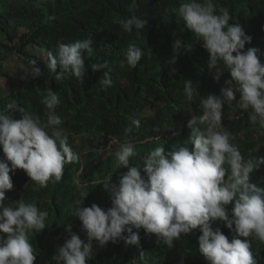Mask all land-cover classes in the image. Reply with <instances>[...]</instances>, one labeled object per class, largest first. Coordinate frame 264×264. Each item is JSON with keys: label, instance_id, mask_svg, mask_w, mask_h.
I'll return each instance as SVG.
<instances>
[{"label": "trees", "instance_id": "16d2710c", "mask_svg": "<svg viewBox=\"0 0 264 264\" xmlns=\"http://www.w3.org/2000/svg\"><path fill=\"white\" fill-rule=\"evenodd\" d=\"M185 2L187 0H0V77H7L6 62L10 56L18 57L29 69L24 82L5 87L6 91L0 88V110L15 100L46 124L48 110L41 104L36 89L50 88L57 92L61 102L56 113L62 118L59 127L67 134L69 146L79 157L64 166L59 182L49 181L46 187L31 181L22 169L9 173L13 188L5 193V205L23 200L35 203L48 214L45 228L29 235L36 254L34 264H56L52 257L69 238L65 231L69 225L73 233L86 241L81 222L73 215L79 201L80 207L92 204L102 209L111 207L110 193L101 183L109 176L112 182H118L119 176L127 171L117 167L114 154L118 149L113 150L112 139L131 142L135 155L130 157L129 164L141 168L146 155L156 147H163L165 152L177 146L191 149L188 120L192 114H201L199 105L203 97L220 95L229 74L225 69L217 78L215 69L209 68L202 40L185 27L179 16L178 9ZM213 2L217 8L229 10V24L242 25L251 37L244 50L255 48L258 59L264 64V0ZM131 15L148 24L139 31H124L117 21ZM88 36L92 38L94 51L91 56L85 53L84 79L68 75L56 80L55 74L46 68L45 51L55 54L58 43ZM177 38L191 47L181 49L176 62L170 63L171 45ZM131 43L143 51L135 68L126 62V50ZM94 63H106L108 67L92 71ZM33 66L42 69L39 77L31 75ZM104 71L110 72L111 86L102 83ZM184 81L193 84L195 92L191 99L184 94ZM238 98L239 94L237 100L231 102L238 103ZM230 106V102H225L222 111L234 113L224 110ZM249 111L238 120L228 121L226 130L242 129L243 137L233 142L244 160H256L264 157V135L257 133L258 130L264 132V126L259 122L251 123ZM13 116L21 118L18 112ZM133 120H138L139 126L133 124ZM126 129L130 131L126 133ZM46 130L51 132V128ZM98 137H101L99 141ZM95 142L105 147V157L101 158L103 153L99 149L93 151ZM0 159L6 160L2 150ZM249 183L264 188V165L250 173ZM225 207L231 213L233 205ZM212 226L219 227L226 236L232 235L223 222L216 221ZM133 231H139V246L126 244L124 240L104 246L93 241L92 258L87 264H206L199 251L198 229L182 234L171 248L163 241L157 243L156 236L146 234L142 228ZM247 239L256 264H264V242L255 236Z\"/></svg>", "mask_w": 264, "mask_h": 264}, {"label": "clouds", "instance_id": "9594fccd", "mask_svg": "<svg viewBox=\"0 0 264 264\" xmlns=\"http://www.w3.org/2000/svg\"><path fill=\"white\" fill-rule=\"evenodd\" d=\"M178 13L185 27L202 40L209 68L215 69L217 78L226 69L229 79L224 81L219 96L203 97L199 105L201 114H192L188 120L191 149L177 146L165 152L163 147H156L146 155L141 168L129 164L130 157L135 155L134 145L112 139L113 150L118 149L114 154L117 167L127 171L118 182H112L109 176L101 183L110 193L111 207H80L81 201L78 202L73 215L81 222L86 241L72 232L71 225L66 227L69 238L52 257L56 264H87L92 258L93 241L104 246L124 240L139 246V231L134 232V228L154 234L157 243L163 241L170 248L182 234L198 229L199 251L206 264H256L247 238L255 236L264 242V188L249 183V176L264 165V157L244 160L231 133L222 126V110L225 102L237 100L239 94L240 107L250 110L249 121L264 126V64L255 48L244 50L251 37L240 23L229 24L231 14L227 8H217L213 0H187ZM117 22L127 32L139 31L148 24L136 15ZM92 43L90 36L58 43L55 54L45 51L46 68L55 74L56 80L68 75L84 79L85 53L91 56ZM190 47L177 38L171 45L169 62L175 63L181 49ZM125 55L127 64L135 68L143 51L131 43ZM107 67L106 63H94L91 70ZM41 71L33 66L31 75L39 77ZM103 76V85L111 86L110 72L104 71ZM0 88L6 91L5 81L0 82ZM36 92L48 110L46 124L15 100L0 110V150L6 158L0 159V264H34L36 254L29 235L45 228L48 215L35 203L23 200L5 205V193L13 188L9 173L22 169L31 181L46 187L49 181L59 182L64 166L79 158L59 127L62 118L56 113L61 102L58 93L50 88H37ZM194 92L192 82L184 81L185 96L191 99ZM17 112L20 119L13 116ZM133 124L139 126V121L133 120ZM107 149L111 150L109 146ZM229 204L233 205L231 213L225 207ZM216 221L223 222L232 235L226 236L219 227L214 229Z\"/></svg>", "mask_w": 264, "mask_h": 264}, {"label": "rangeland", "instance_id": "374dc122", "mask_svg": "<svg viewBox=\"0 0 264 264\" xmlns=\"http://www.w3.org/2000/svg\"><path fill=\"white\" fill-rule=\"evenodd\" d=\"M14 3L15 2H12V4H14ZM6 63H7L6 64L7 77H5V78L4 77H0V82H4L5 81V86L11 85L12 82L13 83L23 82V81H25L26 78H28L29 69L27 70V68H24L25 66L22 65V62L19 60L18 57L10 56L7 59ZM23 69H24V72H23ZM230 105H231L230 107H224V110H226V111H235V110H237L239 108V107H235L237 105V103L230 102ZM147 111L150 114V111L149 110H147ZM227 131H229L231 133L232 139H234V140H239L241 137H243L242 129L232 130V131L231 130H227ZM257 133L264 135V132H262L261 130H258ZM98 138H99L98 139V141H99L101 137H98ZM77 142H82V140L81 139H77ZM94 145L96 147L93 148V151L97 152V150L99 149V151L101 153H103V154H101V158L105 157V155H106V154H104L105 147L103 145L97 144L96 142L94 143ZM99 157L97 156L98 159H99Z\"/></svg>", "mask_w": 264, "mask_h": 264}, {"label": "built area", "instance_id": "2783aa9c", "mask_svg": "<svg viewBox=\"0 0 264 264\" xmlns=\"http://www.w3.org/2000/svg\"><path fill=\"white\" fill-rule=\"evenodd\" d=\"M237 105H239V102L237 103ZM239 107H240V105H239ZM247 112L248 111H246L240 107V110H238V112H236L234 114H223L222 113V126L225 128L227 126L226 124L228 123V121L238 120L241 117H243V115Z\"/></svg>", "mask_w": 264, "mask_h": 264}, {"label": "crops", "instance_id": "0c3cea01", "mask_svg": "<svg viewBox=\"0 0 264 264\" xmlns=\"http://www.w3.org/2000/svg\"><path fill=\"white\" fill-rule=\"evenodd\" d=\"M24 68H26V67H24ZM23 72H24V69H23ZM24 74H25V73H24ZM11 85H15V83L12 82ZM11 85H7V86H5V87H10ZM250 130H251V129H250ZM233 141H236V140L232 139V142H233Z\"/></svg>", "mask_w": 264, "mask_h": 264}]
</instances>
